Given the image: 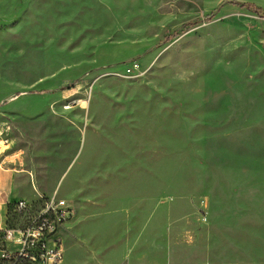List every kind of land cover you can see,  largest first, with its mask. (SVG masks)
Returning <instances> with one entry per match:
<instances>
[{
    "label": "rangeland",
    "instance_id": "obj_1",
    "mask_svg": "<svg viewBox=\"0 0 264 264\" xmlns=\"http://www.w3.org/2000/svg\"><path fill=\"white\" fill-rule=\"evenodd\" d=\"M0 161L63 264H264V0H0Z\"/></svg>",
    "mask_w": 264,
    "mask_h": 264
},
{
    "label": "built area",
    "instance_id": "obj_2",
    "mask_svg": "<svg viewBox=\"0 0 264 264\" xmlns=\"http://www.w3.org/2000/svg\"><path fill=\"white\" fill-rule=\"evenodd\" d=\"M74 212L58 192L8 203L6 212L0 209V264H63L65 226Z\"/></svg>",
    "mask_w": 264,
    "mask_h": 264
},
{
    "label": "crops",
    "instance_id": "obj_3",
    "mask_svg": "<svg viewBox=\"0 0 264 264\" xmlns=\"http://www.w3.org/2000/svg\"><path fill=\"white\" fill-rule=\"evenodd\" d=\"M14 184L15 178L12 170L0 161V209L3 212L7 211L8 203H14L21 199L26 200L16 192Z\"/></svg>",
    "mask_w": 264,
    "mask_h": 264
},
{
    "label": "trees",
    "instance_id": "obj_4",
    "mask_svg": "<svg viewBox=\"0 0 264 264\" xmlns=\"http://www.w3.org/2000/svg\"><path fill=\"white\" fill-rule=\"evenodd\" d=\"M248 7H251L252 5H247ZM243 7H245V6H243Z\"/></svg>",
    "mask_w": 264,
    "mask_h": 264
}]
</instances>
